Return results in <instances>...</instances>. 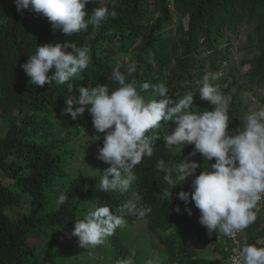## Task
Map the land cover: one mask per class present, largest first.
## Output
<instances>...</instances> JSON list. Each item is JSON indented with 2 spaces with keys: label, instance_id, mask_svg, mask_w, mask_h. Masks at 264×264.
<instances>
[{
  "label": "clouds",
  "instance_id": "obj_1",
  "mask_svg": "<svg viewBox=\"0 0 264 264\" xmlns=\"http://www.w3.org/2000/svg\"><path fill=\"white\" fill-rule=\"evenodd\" d=\"M106 1L0 0V126L28 137L23 170L52 178L60 192L45 202L43 230L32 226L37 201L5 205L0 230H11L0 233V258L162 264L159 252L170 249L169 264H264V104L230 132L222 71L191 75L198 86L181 97L166 83L128 80L135 62L113 69L118 84L99 71L83 76L90 49L59 37L115 17ZM17 181L28 184L0 171L6 192H17Z\"/></svg>",
  "mask_w": 264,
  "mask_h": 264
},
{
  "label": "trees",
  "instance_id": "obj_2",
  "mask_svg": "<svg viewBox=\"0 0 264 264\" xmlns=\"http://www.w3.org/2000/svg\"><path fill=\"white\" fill-rule=\"evenodd\" d=\"M103 6L108 7L109 11H115V17L101 22L99 28L89 25L85 32L75 33L68 38L63 35L59 37L75 43L78 47L87 45L90 49L91 63L87 70L85 69L83 76L97 78V71H99L109 74L111 82L118 84L113 77V69L121 65L120 71L124 73L127 64L135 62L137 71L132 77H128V80L135 78L140 83H166L170 96L178 93L181 97L186 87L195 90L198 86L191 79L193 74L199 76L208 72L222 71L224 77H232L234 73H227L223 68V63L228 58L223 52L226 53L231 48L230 37L239 26L243 23H255L260 53L249 61H243L242 64L243 66L246 65L245 63L251 65L247 75L250 84H264V0H107ZM184 19L187 20L185 24H183ZM176 22L179 25L174 28L173 25ZM225 35L229 36L228 43L220 48L218 46L220 41L217 38L223 39ZM120 56H124L126 62L119 64ZM106 66H109L108 70ZM185 82L188 84L186 85ZM224 82L227 83V80ZM255 91L256 89L249 95L256 96L260 103L264 104V95ZM224 93L231 95L232 98L228 113L231 132L242 126L243 122L239 120L238 95L230 91L229 85ZM141 94L147 97L150 91ZM194 99L202 100L199 94H196ZM211 107L209 104L208 109L211 110ZM41 123L47 125L45 120ZM44 124L43 127H45ZM31 132L35 133L37 129L33 128ZM13 134L11 127L0 126V171L4 176L10 179L18 177L22 182L23 175L27 176L28 184L24 187L17 181L19 194L6 192L3 186L0 188V220L5 214V205L9 201L19 196V199L28 197L30 200L37 201L32 210L35 222L32 226L43 230L48 220L47 212L44 213L48 208L47 204L45 209V202L49 201L55 192H60L56 184L51 185L52 178L47 183L45 179L40 180L39 174L34 175L33 171L23 170L22 165L27 160V153L24 150L29 147L27 145L29 139L27 137L24 140L19 135L17 140ZM21 142L22 145L19 146ZM205 164H207L206 161ZM202 170L200 169L198 175ZM162 205L170 206L167 203ZM259 215L258 212L257 217ZM259 222L260 218L259 221H255L249 231L258 228ZM6 230L11 229L4 226L0 233ZM50 252L51 250H43L44 254ZM171 253L170 249L159 252L160 257L164 258L162 264L173 261L169 257ZM101 254L107 255L108 251H101ZM218 262H206L203 259L193 260L189 264H218ZM5 263L0 258V264ZM97 263L101 264L99 261Z\"/></svg>",
  "mask_w": 264,
  "mask_h": 264
},
{
  "label": "rangeland",
  "instance_id": "obj_3",
  "mask_svg": "<svg viewBox=\"0 0 264 264\" xmlns=\"http://www.w3.org/2000/svg\"><path fill=\"white\" fill-rule=\"evenodd\" d=\"M186 21L187 20L184 19L183 24H185ZM178 25L179 23L176 22L173 27H178ZM213 37H215L214 34ZM227 37L229 36L225 35L223 39L217 38V40L220 41V43L218 44L220 48L227 45ZM230 38L231 48L228 52H223L228 57L227 60L223 63V68L225 71H227V73H234L232 74V77L228 78L227 84L230 86V91H233L234 93L236 92V95H238L240 109L239 117L241 122L244 123L246 116L253 110H256L260 105V101L258 99H255L253 102H251L249 93L256 89L255 92L264 95V84H250L248 82L247 75L251 65L245 63L246 65L243 66L242 64L243 61H249L260 53L256 24L243 23L235 30V32H233ZM222 77L223 74L219 73L216 81H220ZM220 85L221 87H225V82H221ZM144 253H146L147 256H151V254L147 253V251H144ZM91 254L94 256L96 253L92 250ZM79 258L80 256H78L74 260H77ZM70 262L71 259L68 258L66 260V264H70Z\"/></svg>",
  "mask_w": 264,
  "mask_h": 264
},
{
  "label": "built area",
  "instance_id": "obj_4",
  "mask_svg": "<svg viewBox=\"0 0 264 264\" xmlns=\"http://www.w3.org/2000/svg\"><path fill=\"white\" fill-rule=\"evenodd\" d=\"M260 105H262V104L260 103ZM259 214H260V216H264V199H262L261 202H260ZM261 245L264 246V241L261 242ZM236 249H238V248L236 247ZM235 253H237L236 250H235Z\"/></svg>",
  "mask_w": 264,
  "mask_h": 264
}]
</instances>
